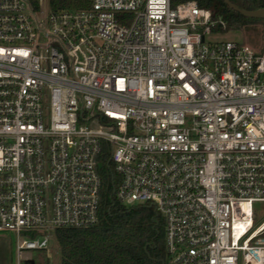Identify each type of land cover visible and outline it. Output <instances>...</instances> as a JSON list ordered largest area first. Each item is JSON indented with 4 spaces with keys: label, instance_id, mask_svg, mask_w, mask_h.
Returning <instances> with one entry per match:
<instances>
[{
    "label": "built area",
    "instance_id": "1",
    "mask_svg": "<svg viewBox=\"0 0 264 264\" xmlns=\"http://www.w3.org/2000/svg\"><path fill=\"white\" fill-rule=\"evenodd\" d=\"M226 27L194 0H0V233L19 256L98 222L107 142L117 199L163 218L165 264H264V47L206 41Z\"/></svg>",
    "mask_w": 264,
    "mask_h": 264
},
{
    "label": "trees",
    "instance_id": "2",
    "mask_svg": "<svg viewBox=\"0 0 264 264\" xmlns=\"http://www.w3.org/2000/svg\"><path fill=\"white\" fill-rule=\"evenodd\" d=\"M40 9V0H29ZM188 0H171L173 6ZM200 7L222 14L226 29L241 28L264 19L246 17L231 9L224 0H194ZM241 8H264V0H231ZM49 10L86 8L91 0H49ZM264 41V40H263ZM264 47V42L263 46ZM102 187L98 222L87 228H58L53 231L61 251V264H162L166 262L164 221L154 206L149 204L126 205L117 199V173L110 160L109 145L102 143L99 157ZM23 234L34 237L36 232ZM4 239V238H2ZM10 242L0 244V264H12Z\"/></svg>",
    "mask_w": 264,
    "mask_h": 264
},
{
    "label": "rangeland",
    "instance_id": "3",
    "mask_svg": "<svg viewBox=\"0 0 264 264\" xmlns=\"http://www.w3.org/2000/svg\"><path fill=\"white\" fill-rule=\"evenodd\" d=\"M49 0H40V9L44 13H48ZM226 40H233L238 43L249 44L253 48L262 49L263 46V24L258 22L251 25L243 26L241 28H229V29H217L211 34L207 35L206 41L209 43H217ZM117 184L120 180L117 174ZM149 204L150 203H141ZM256 222H260L264 219V201H258L254 204ZM8 240L11 245L10 260L12 264H61V251L58 242L56 241L54 234L51 235L49 246L47 249L25 251L22 255L17 253V234L14 232L0 233V244L4 239ZM167 260V255H166Z\"/></svg>",
    "mask_w": 264,
    "mask_h": 264
},
{
    "label": "water",
    "instance_id": "4",
    "mask_svg": "<svg viewBox=\"0 0 264 264\" xmlns=\"http://www.w3.org/2000/svg\"><path fill=\"white\" fill-rule=\"evenodd\" d=\"M224 1L231 9H234V10L240 12L241 14H243L246 17H256V18H263L264 19V8L263 7L258 8V9H253V10H247V9L239 7L238 5L233 3L231 0H224ZM162 264H165V262H163Z\"/></svg>",
    "mask_w": 264,
    "mask_h": 264
}]
</instances>
